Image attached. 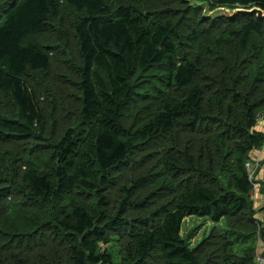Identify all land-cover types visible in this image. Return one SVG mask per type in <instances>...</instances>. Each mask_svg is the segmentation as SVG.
<instances>
[{"label": "trees", "instance_id": "obj_1", "mask_svg": "<svg viewBox=\"0 0 264 264\" xmlns=\"http://www.w3.org/2000/svg\"><path fill=\"white\" fill-rule=\"evenodd\" d=\"M186 1L0 0V264H257L264 216L246 163L264 145V22ZM64 7L77 12L80 78L65 83L80 121L54 137L29 81L52 52L28 39ZM190 216L224 225L193 242Z\"/></svg>", "mask_w": 264, "mask_h": 264}, {"label": "rangeland", "instance_id": "obj_2", "mask_svg": "<svg viewBox=\"0 0 264 264\" xmlns=\"http://www.w3.org/2000/svg\"><path fill=\"white\" fill-rule=\"evenodd\" d=\"M114 3L120 0H112ZM187 0L186 2H188ZM204 11V10H203ZM77 17V12L71 8L64 7L61 16L52 18L49 27L41 32L34 33L28 40L42 45L50 46L52 52V65L48 72H36L31 74L29 81L31 86L35 89L40 103L45 107L47 127L51 130L54 137H60L62 133L70 126H75L79 123L80 118L78 114L79 98L76 96L78 90L76 85L65 83L66 77L79 80V66L82 64V55L80 53L79 43L74 32V23ZM1 105L10 110L13 108V102L10 96L3 93L1 97ZM136 111H138V102L134 104ZM134 107L130 106L126 116L129 125L136 120V111L133 112ZM134 115V117H133ZM259 128L264 129V117L260 119ZM24 145V144H23ZM9 144L5 149H9ZM10 154H6L3 163L11 165ZM252 159L256 162L254 166V176L256 175L259 181V189L253 192L256 200V209L258 216H264V145L252 153ZM129 168V166L127 167ZM126 168V169H127ZM128 172H135L136 170H126ZM261 181V182H260ZM223 226V222L214 223L211 220H204L198 216H190L186 218L183 224V233L189 232L194 226H198V234L195 236L196 242L206 231L210 232L213 226ZM53 249V248H49ZM264 246H258L257 254H262ZM1 253V252H0Z\"/></svg>", "mask_w": 264, "mask_h": 264}, {"label": "water", "instance_id": "obj_3", "mask_svg": "<svg viewBox=\"0 0 264 264\" xmlns=\"http://www.w3.org/2000/svg\"><path fill=\"white\" fill-rule=\"evenodd\" d=\"M192 5L203 7L204 12L203 15L206 18H230L232 19L239 13H245V14H252L256 15L257 18L262 20L264 22V9L259 6H252V7H236V8H230V7H217L214 9H211V6L208 1H199V0H189Z\"/></svg>", "mask_w": 264, "mask_h": 264}, {"label": "built area", "instance_id": "obj_4", "mask_svg": "<svg viewBox=\"0 0 264 264\" xmlns=\"http://www.w3.org/2000/svg\"><path fill=\"white\" fill-rule=\"evenodd\" d=\"M262 117H264V112L261 113L260 119ZM255 164H256V162H254V161H248L246 163V166H247L248 170L250 171V176L254 175V166H255ZM254 186H255V190L259 189V187H260L258 182H255ZM256 262H257V264H264V255L263 254H257L256 255Z\"/></svg>", "mask_w": 264, "mask_h": 264}]
</instances>
